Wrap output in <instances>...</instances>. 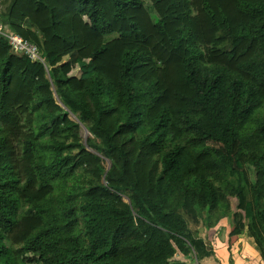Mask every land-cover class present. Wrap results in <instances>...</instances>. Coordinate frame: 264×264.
I'll list each match as a JSON object with an SVG mask.
<instances>
[{
  "label": "trees",
  "instance_id": "16d2710c",
  "mask_svg": "<svg viewBox=\"0 0 264 264\" xmlns=\"http://www.w3.org/2000/svg\"><path fill=\"white\" fill-rule=\"evenodd\" d=\"M0 22L44 59L0 35V264H190L222 221L264 259V0H0Z\"/></svg>",
  "mask_w": 264,
  "mask_h": 264
},
{
  "label": "crops",
  "instance_id": "0c3cea01",
  "mask_svg": "<svg viewBox=\"0 0 264 264\" xmlns=\"http://www.w3.org/2000/svg\"><path fill=\"white\" fill-rule=\"evenodd\" d=\"M231 229L226 221H222L214 228L204 230L206 233L202 235L212 245L213 255L199 260V264H228L229 259L232 264H264L254 239L246 232L231 235Z\"/></svg>",
  "mask_w": 264,
  "mask_h": 264
},
{
  "label": "built area",
  "instance_id": "2783aa9c",
  "mask_svg": "<svg viewBox=\"0 0 264 264\" xmlns=\"http://www.w3.org/2000/svg\"><path fill=\"white\" fill-rule=\"evenodd\" d=\"M0 35L5 37L8 41V44L18 53L26 55L29 59L33 61H39L42 64L44 59L40 52L38 51L36 45L30 43L29 41L23 39L18 34L8 33L6 31L5 25L0 22ZM190 264H198L196 260Z\"/></svg>",
  "mask_w": 264,
  "mask_h": 264
},
{
  "label": "rangeland",
  "instance_id": "374dc122",
  "mask_svg": "<svg viewBox=\"0 0 264 264\" xmlns=\"http://www.w3.org/2000/svg\"><path fill=\"white\" fill-rule=\"evenodd\" d=\"M6 31L8 32V33H10L11 31H10V29H8V28H6ZM82 135H83V137H87L89 134L85 131V129H83L82 130ZM84 138V139H85ZM237 174H236V172H229V174L227 175V180L231 183V184H235L236 183V181H237ZM244 214H245V216H248L249 215V211H248V205H247V208H245L244 210ZM204 233H206V231H203L202 232V234H204Z\"/></svg>",
  "mask_w": 264,
  "mask_h": 264
},
{
  "label": "water",
  "instance_id": "95a60500",
  "mask_svg": "<svg viewBox=\"0 0 264 264\" xmlns=\"http://www.w3.org/2000/svg\"><path fill=\"white\" fill-rule=\"evenodd\" d=\"M60 105V104H59ZM85 129V131L87 132V130H86V128H84ZM88 133V132H87Z\"/></svg>",
  "mask_w": 264,
  "mask_h": 264
}]
</instances>
